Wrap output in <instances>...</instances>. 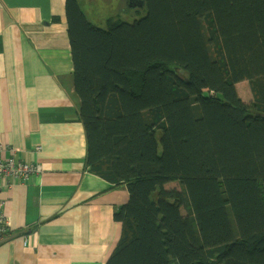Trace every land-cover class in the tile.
Masks as SVG:
<instances>
[{
    "label": "trees",
    "instance_id": "trees-1",
    "mask_svg": "<svg viewBox=\"0 0 264 264\" xmlns=\"http://www.w3.org/2000/svg\"><path fill=\"white\" fill-rule=\"evenodd\" d=\"M146 4L103 27L66 0L87 163L130 194L106 264H264V0Z\"/></svg>",
    "mask_w": 264,
    "mask_h": 264
},
{
    "label": "crops",
    "instance_id": "crops-1",
    "mask_svg": "<svg viewBox=\"0 0 264 264\" xmlns=\"http://www.w3.org/2000/svg\"><path fill=\"white\" fill-rule=\"evenodd\" d=\"M80 108L66 0H0V158L42 168L1 192L0 264H106L116 249L129 190L90 169Z\"/></svg>",
    "mask_w": 264,
    "mask_h": 264
},
{
    "label": "rangeland",
    "instance_id": "rangeland-1",
    "mask_svg": "<svg viewBox=\"0 0 264 264\" xmlns=\"http://www.w3.org/2000/svg\"><path fill=\"white\" fill-rule=\"evenodd\" d=\"M80 3V6L83 10V12L86 14L88 19L91 21L92 24L98 25V26H106L105 21L110 18L113 11L117 10H125L126 9V0H78ZM143 15V11H137L136 16H130V20L139 17L138 15ZM129 17V16H128ZM237 89L239 92V95L245 99L250 100L252 99V91L249 86L248 81L241 82L237 84ZM209 93L208 91H206ZM137 121L138 124H141L142 119L141 115H137ZM167 188H181L178 181H170L166 184ZM182 214L184 217V221L186 224V229L189 234L190 239L192 242L197 243V234H196V228L192 224L189 216L188 209L186 205H183L182 207Z\"/></svg>",
    "mask_w": 264,
    "mask_h": 264
},
{
    "label": "built area",
    "instance_id": "built-area-1",
    "mask_svg": "<svg viewBox=\"0 0 264 264\" xmlns=\"http://www.w3.org/2000/svg\"><path fill=\"white\" fill-rule=\"evenodd\" d=\"M41 166L32 162L23 161L16 156L0 158V240L7 236L8 219L4 213L5 201L1 197V192L5 186L17 180L27 181L32 174L41 173Z\"/></svg>",
    "mask_w": 264,
    "mask_h": 264
},
{
    "label": "flooded vegetation",
    "instance_id": "flooded-vegetation-1",
    "mask_svg": "<svg viewBox=\"0 0 264 264\" xmlns=\"http://www.w3.org/2000/svg\"><path fill=\"white\" fill-rule=\"evenodd\" d=\"M138 3L141 4L142 1L141 0H126V9L113 11L109 20H113V19H119L121 21L134 20L136 17L130 20V16H136L137 11H143L147 6L146 0H145V4L143 7H140Z\"/></svg>",
    "mask_w": 264,
    "mask_h": 264
},
{
    "label": "bare ground",
    "instance_id": "bare-ground-1",
    "mask_svg": "<svg viewBox=\"0 0 264 264\" xmlns=\"http://www.w3.org/2000/svg\"><path fill=\"white\" fill-rule=\"evenodd\" d=\"M107 20H109V18H108ZM12 155H13V156H16V157L19 158L20 160L26 161V160H24V159H21V158L19 157V155H18L15 151H12V154H11L10 156H12ZM10 156H9V157H10ZM28 162H29V161H28ZM35 174H37V173H35ZM35 174H32L31 176H33V175H35ZM31 176H30V177H31ZM29 179H30V178H29ZM1 197H2L3 200L5 201V198H4L2 195H1ZM5 204H6V203H5ZM4 207H5V206H4ZM5 215H6V214H5ZM8 228H9V231H8L7 236H10V233H11V232H10L9 223H8ZM7 236H6V237H7ZM6 237H4V239L0 240V244H1L2 241H5V240H6Z\"/></svg>",
    "mask_w": 264,
    "mask_h": 264
},
{
    "label": "water",
    "instance_id": "water-1",
    "mask_svg": "<svg viewBox=\"0 0 264 264\" xmlns=\"http://www.w3.org/2000/svg\"><path fill=\"white\" fill-rule=\"evenodd\" d=\"M141 1H142V3H141V4L138 3V5H139L140 7H143L144 4H145V0H141Z\"/></svg>",
    "mask_w": 264,
    "mask_h": 264
}]
</instances>
